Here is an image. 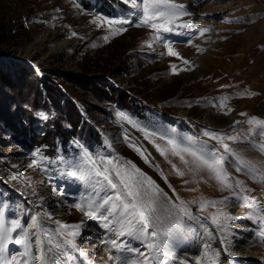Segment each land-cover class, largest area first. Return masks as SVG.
Masks as SVG:
<instances>
[{
  "label": "rangeland",
  "instance_id": "rangeland-1",
  "mask_svg": "<svg viewBox=\"0 0 264 264\" xmlns=\"http://www.w3.org/2000/svg\"><path fill=\"white\" fill-rule=\"evenodd\" d=\"M220 1L174 0L186 12L182 15L178 11L175 23L168 25L173 31L164 32L136 27L139 10L131 0H0V39L7 40L0 45V68L10 76L11 84L0 81V221L10 224L11 219H19L31 245L30 256L24 257L23 245L9 243L8 255L17 257L15 264L22 260L37 264L30 258L36 256L37 230L58 264H121L124 257L131 264L142 259L138 253L114 248L110 243L116 239L118 244L146 251L140 241L115 236L110 231L118 227L114 222L106 228L105 221L89 219L73 207L89 198L99 199L71 175L82 163L85 151L97 163L100 157L130 161L167 193L171 202L165 200L162 210L166 211L159 212L164 222L158 227L165 232L176 229L174 221L178 218V229L165 239L181 249V254L206 240V231L219 235L229 250L243 244L253 251L264 250L259 236L264 220L254 218L261 216L259 211L246 206L235 182L251 190L243 195L253 197L264 195V186L225 153L219 142L203 134L212 131L237 137L224 143L239 160L264 170V155L253 147L264 143V134L247 123L256 117L232 116L238 98L235 89L226 93L218 77L209 76L215 68L203 59L206 52L222 54L229 41L237 47L236 55L242 54V40L251 28L257 30L256 43L261 42L264 0H240L223 12L201 17L200 10L217 8ZM97 17L102 21L94 22ZM117 19H131L133 23H103ZM119 27L127 30L112 35ZM207 28L213 45L200 51ZM153 44L160 45L162 55ZM167 45L178 56L168 55ZM185 45L188 48L184 51L177 49ZM172 65H176L175 73ZM253 111L261 114L264 105ZM145 132L155 135L146 138ZM160 136L180 143L185 137H193L197 146L207 145L225 156L224 167L233 187L226 188L212 179L206 169L192 165L187 155L192 171L171 154L166 159L155 147L166 146V139ZM131 145L140 148L143 156ZM169 160L185 172L183 177L176 174ZM232 205L241 213L236 214ZM181 209H186L187 215ZM32 217L39 222L36 228L28 227ZM56 221L79 225V234L74 237L76 248L64 243L72 237L57 234ZM18 233L13 237L22 238ZM161 251L164 254L154 264H185L172 258L169 246ZM235 256L230 254L235 264H254L249 257Z\"/></svg>",
  "mask_w": 264,
  "mask_h": 264
},
{
  "label": "snow or ice",
  "instance_id": "snow-or-ice-1",
  "mask_svg": "<svg viewBox=\"0 0 264 264\" xmlns=\"http://www.w3.org/2000/svg\"><path fill=\"white\" fill-rule=\"evenodd\" d=\"M127 2V0H126ZM134 8L139 11L136 13L139 17V23H136V27H149L157 31L171 32L173 28L168 25L174 24L177 19V12L181 6L174 3V0H131ZM102 21L101 17H97L94 22ZM159 21V22H157ZM103 23H107L109 26L112 25H125L132 24L131 19H117V20H106ZM127 29L123 27L115 28L112 31V35H117ZM72 35H76L73 33ZM108 36H105V41L108 40ZM170 56H178L171 45H167ZM185 64L188 61H183ZM173 72L176 71V65H172ZM244 95V94H239ZM249 95H252L249 93ZM225 100L228 98L225 97ZM226 107V105H223ZM231 111V109H229ZM43 115V114H41ZM123 119H127L126 116H122ZM238 123V122H237ZM247 123L257 126L264 134V121L252 118ZM141 131H144L141 129ZM174 131V130H173ZM205 136H209L211 139L216 140L221 144L225 153L231 154L234 159L243 165L252 178L264 186V170H259L254 164L247 161L239 160L238 154L234 153L224 140L235 141L237 137L217 135L212 131H205ZM149 135H155V133L145 132V137ZM159 139L165 140V136H160ZM184 142H177L175 139H166V146L161 147L155 145L156 149L166 159L169 154L177 157L188 169L192 171L189 166V160L185 159V156L191 157V164L195 165L198 169H206L210 174L211 178L219 181L226 188L233 187L230 183V177L224 167L226 157L219 154L217 151L210 149L207 145L201 144L197 146L196 140L193 137L183 138ZM135 151L143 156L140 148L135 145H131ZM255 147L262 155H264V143L254 144ZM145 162H148L146 156L143 157ZM82 163L77 165V170L72 171L71 175L78 177V179L84 182L89 188L93 190V193L99 199H87L86 203H76L73 205L77 210L83 212L84 216L89 219H99L105 221L104 227L108 228L113 222L118 225L117 228H111L117 237H129L133 240L140 241L146 251H140L139 248H131L127 243L118 244L116 239L110 241L111 245L117 249H123L128 252L138 253L142 259L132 260L131 264H154L157 258L164 254L161 249L168 248V240L165 239L167 235H171L179 227V220L177 218L174 223L176 229L170 231H162L159 229V225L164 222L159 214V209L165 207V200L169 203L170 198L167 193L163 191L145 173L140 169L136 168L130 161L119 162L118 160L105 159L104 157L99 158V163L92 158L89 152L85 151L81 158ZM171 164L173 170L178 176L183 177L184 171H181L171 160L168 161ZM15 179V177H13ZM165 181L167 178L165 177ZM187 182V181H186ZM171 187V185H169ZM235 188L239 189L238 195L246 203V206L251 209L259 210L264 208L256 197L250 195H243L245 192H250V189H245L240 181L235 182ZM174 191V190H173ZM103 192L104 195L100 196ZM209 203V202H204ZM215 203V202H211ZM175 208L176 206L173 205ZM182 214L187 215L186 209H181ZM112 218L111 220L109 218ZM191 218V217H190ZM257 220H264V216H255ZM32 223L28 227L36 228L38 221L36 217H32ZM58 228L57 234L61 237H72L73 239H65L64 243L71 244L73 248H76L74 237L77 236L79 225H67L56 221ZM153 231L149 232V228ZM71 229V230H70ZM22 233V238H14L13 233ZM18 233V234H19ZM29 233L25 229V225L21 223L19 219H11L10 224L7 222L0 221V264H15L17 257L15 255H8L9 243L23 245L24 246V257H29L31 253V245L28 243ZM260 239L264 242V230L259 233ZM211 239V237H209ZM40 241L37 239L36 246L40 247ZM51 243V241H49ZM109 243V242H105ZM59 248L60 245L56 244ZM204 256L210 261V264H216V258L219 256V252L212 249L210 243L204 244ZM85 255V253H81ZM32 260L42 261L46 260L45 256H31ZM175 259V257H172ZM54 259V258H53ZM113 257L109 256V260ZM21 264H28L27 260H22ZM121 264H129L128 258H121ZM199 264V261L197 262Z\"/></svg>",
  "mask_w": 264,
  "mask_h": 264
},
{
  "label": "bare ground",
  "instance_id": "bare-ground-1",
  "mask_svg": "<svg viewBox=\"0 0 264 264\" xmlns=\"http://www.w3.org/2000/svg\"><path fill=\"white\" fill-rule=\"evenodd\" d=\"M239 2L240 0H222L219 2V6L217 8H204L200 10L199 14L201 17H204L211 12L214 13L215 11H219L220 13L223 12L227 7L233 6ZM184 11L185 10L180 8L179 13L181 12V14L184 15ZM260 13H264V10H261ZM261 30H264V21H262ZM204 34L206 41H204L205 45L201 46L200 51H204L209 45H213V42L210 41V29H205ZM256 38H259L257 35V30L255 28H251L242 40V45L240 46L242 54L240 55H236L237 47L232 45V41L225 43L222 54L220 53L219 55H214L210 52H206L203 55V59L207 62V64H211L216 70L212 75L209 76H212L213 78L218 77V81L222 84V88L225 89L226 93L230 88H234L236 94L238 95V98L236 99L237 104L231 111L233 117L249 114L252 117L264 119V111L261 114L253 113L255 108L257 109V107L264 105V37L259 43H256ZM153 45H155L153 49L157 52V54L162 55L163 52L160 51L162 49L160 45ZM187 46L185 45L183 47H177V49H179V51H184L188 48ZM202 75L206 74L204 73ZM241 93L244 95H239ZM249 93L252 95H249ZM248 102L250 103L248 107L237 108V105L243 103L246 104ZM223 121L226 123L228 120L224 119ZM256 131L260 132L259 130ZM256 199L261 205H264V195L256 194ZM232 207L235 208L234 211L236 214L241 213L240 208L233 205ZM163 210L166 211V209ZM163 210L160 208L159 212H163ZM258 211L261 216H264V208H261ZM206 232L208 233L207 239L202 241L201 244L196 243L193 244L192 247H188L189 249L184 254H181V249L172 246V244H168L172 257L174 256L179 258L180 260L184 261L185 264H197L198 261L199 264H210V261H208V259L204 256V244L210 243L212 249L216 252H219V256L216 258V264H235L234 260L230 258V254L241 257H249L251 260H254V264H259L257 262L258 260L264 262V250L261 249L259 251H253L247 247H243L244 244L242 246H233L234 250H229L225 244L221 243V240L218 237L219 235H217L215 232ZM209 237H211V239H209ZM37 239H39L41 242L39 248L36 246ZM34 243L36 256L46 257V260L37 261V264L59 263L50 257L51 255L48 253L44 239L41 237V233L38 230L34 234Z\"/></svg>",
  "mask_w": 264,
  "mask_h": 264
},
{
  "label": "trees",
  "instance_id": "trees-1",
  "mask_svg": "<svg viewBox=\"0 0 264 264\" xmlns=\"http://www.w3.org/2000/svg\"><path fill=\"white\" fill-rule=\"evenodd\" d=\"M3 31V30H2ZM2 31H1V33H2ZM4 32V31H3ZM7 40H2V39H0V45L2 44V43H4V42H6ZM1 53V52H0ZM10 79V76L8 77L7 76V74L4 72V70H2L1 68H0V81H3L4 83H5V85H7V86H10L11 87V84L9 83V80Z\"/></svg>",
  "mask_w": 264,
  "mask_h": 264
}]
</instances>
